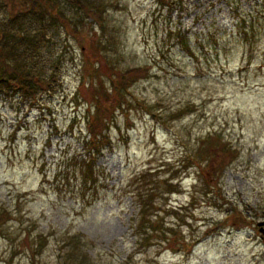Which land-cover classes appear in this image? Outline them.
Listing matches in <instances>:
<instances>
[{
	"label": "rangeland",
	"instance_id": "obj_1",
	"mask_svg": "<svg viewBox=\"0 0 264 264\" xmlns=\"http://www.w3.org/2000/svg\"><path fill=\"white\" fill-rule=\"evenodd\" d=\"M56 2L83 38L45 24L38 69L59 61L54 91L34 102L0 93V207L11 216L1 225L0 264H73L61 247L79 235L75 263L84 252L83 264H264V224L256 226L264 221V0H93L101 17L91 25ZM138 68L145 76L108 120L113 148L97 160L95 189L73 167L61 176L80 152L96 89L110 94L112 69ZM208 134L237 150L213 180L204 167L224 160L207 151ZM144 172L175 190L153 197L160 227L139 246L127 192ZM232 208L253 223L234 211L222 224Z\"/></svg>",
	"mask_w": 264,
	"mask_h": 264
},
{
	"label": "trees",
	"instance_id": "obj_2",
	"mask_svg": "<svg viewBox=\"0 0 264 264\" xmlns=\"http://www.w3.org/2000/svg\"><path fill=\"white\" fill-rule=\"evenodd\" d=\"M64 1L70 6L83 11L85 18L91 19L88 25L92 24V20H100V8L93 0ZM0 2V10L1 8L6 10L8 2L12 4V9L7 11L6 18L0 19V93L18 94L24 101L33 102L41 94H52L55 89L56 83L54 79L59 61H52L50 68L38 69L43 61L40 48L41 45H44V38H46L44 26L45 24L54 26L60 22L68 33L83 38L82 31L77 29L75 23L64 17V14L58 8L56 0H19L24 9L19 8L15 0H0ZM33 21L39 25V27L35 28L36 31H33ZM80 21L82 22L81 25L84 24L82 20ZM101 27L103 28V23H101ZM179 37L182 39V36ZM88 64L89 61H87ZM111 74H114L115 78L111 81L112 91L110 94L107 90L96 89L95 95L97 97H94L95 113L92 117L88 114L85 120L86 134L81 142L79 154L71 155V157L65 159L59 173L67 179L68 174L71 172V167H73L72 174H75L76 170H78L79 181L85 189H95L99 182L97 174L99 170L97 171L96 169L97 160L104 150L110 151L113 148L112 138L107 133L108 120H112L116 110H124L127 107V99L123 92L127 91L139 78L144 77L146 71L139 68L124 71L112 69ZM143 108L146 113L152 111L150 107L144 106ZM205 141L207 143V151L211 150L221 154L224 160L223 166H220L217 170L214 168L205 169L204 167L205 174L209 175L208 179L213 180L216 173H221L223 167H226L236 158L237 150L231 148L229 143L223 141L217 134H208ZM193 156L197 160L201 157V153L194 152ZM200 164L203 163L200 162ZM152 177L153 174L150 172L140 173L136 180L142 186L132 188L127 192L138 210L134 232L138 234L137 244L139 246L149 244L158 227H160L157 215L154 213L150 214L154 208L153 197L155 198L158 193H161V190L168 194L174 193L175 190L169 182L170 179L160 182L154 180V178L151 179ZM208 185V183L204 184V190ZM226 211L222 224L234 219L232 218L234 211L238 213L241 223L246 225L253 223L251 217L246 216L236 208L226 209ZM153 215H155L154 220L152 219ZM10 217L8 210L0 207V231L2 229L1 225L10 220ZM169 230L171 231V229ZM82 237V235H79V239L71 242L73 247H70L71 243L69 241L62 243L61 250H63L65 258L69 259L73 264H83L84 258L87 257L83 252V255L77 256L79 258L78 261L76 260L77 263L74 262L73 255L81 248L82 244L80 243L82 242L80 238ZM41 241L42 237L39 236V243ZM67 245L69 248H67ZM43 246L44 241L38 244L36 253H40V249ZM32 264L36 263L32 261Z\"/></svg>",
	"mask_w": 264,
	"mask_h": 264
},
{
	"label": "water",
	"instance_id": "obj_3",
	"mask_svg": "<svg viewBox=\"0 0 264 264\" xmlns=\"http://www.w3.org/2000/svg\"><path fill=\"white\" fill-rule=\"evenodd\" d=\"M263 224H264V221L257 222V226L258 227L263 226ZM259 232L263 233V229L262 228H259Z\"/></svg>",
	"mask_w": 264,
	"mask_h": 264
}]
</instances>
